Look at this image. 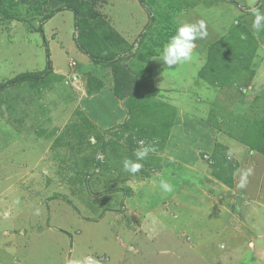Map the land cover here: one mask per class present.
I'll list each match as a JSON object with an SVG mask.
<instances>
[{
    "label": "rangeland",
    "instance_id": "1",
    "mask_svg": "<svg viewBox=\"0 0 264 264\" xmlns=\"http://www.w3.org/2000/svg\"><path fill=\"white\" fill-rule=\"evenodd\" d=\"M251 3L137 0L124 7L134 14L123 15L134 19L145 5L136 23H143L140 33H135L116 29L121 0H0V235L12 237L0 236L3 264L14 258L23 264H83L88 257L97 264H237L253 240L264 252V209L239 207L240 191L228 196L224 190L208 201L212 218L187 210L192 220L181 215L183 206L175 209L172 200L159 198L165 194L146 185L143 175L136 180L122 166L124 158L135 159L143 140L156 150L140 161L141 172L153 177L162 170L159 152L177 111L217 130L212 151L193 155L204 171L214 166L226 179L235 176L239 162L227 141L264 145V30L256 34L252 28ZM74 4L79 18L65 8ZM199 4L196 22H206L211 43L205 50L196 47L191 61L169 68L158 60L160 51L182 24L180 13ZM255 6L264 12V0H255ZM162 23L170 33L159 37ZM50 38L58 45L57 75ZM117 66L137 80L132 96L124 99L129 107L125 128L105 143V134L86 122L78 101L81 91L100 85L98 78L113 80ZM17 76L24 79L7 83ZM122 76L117 89L125 93ZM98 153L104 163L93 173ZM128 181H137L138 192L152 193L154 209L140 213L139 220L128 213L134 210L125 195H118L131 189ZM257 259L255 264H262L260 254Z\"/></svg>",
    "mask_w": 264,
    "mask_h": 264
},
{
    "label": "crops",
    "instance_id": "2",
    "mask_svg": "<svg viewBox=\"0 0 264 264\" xmlns=\"http://www.w3.org/2000/svg\"><path fill=\"white\" fill-rule=\"evenodd\" d=\"M136 1L137 0H121L122 16L119 18L121 22L116 28L117 31L121 32L123 30H130L131 32L135 31V33H140L139 30L142 27L143 23H139V24L136 23L138 20L142 19L141 13L142 15L144 14L143 10L146 9L145 5H143L144 8L138 5L139 10L141 12H139V14H135V16L133 17L134 19H132V17L125 18L123 16L125 13L132 11L131 9L125 10L124 7H128L126 5H130L131 3L136 4ZM200 5L201 4H199L198 6L194 7V9L191 10L186 8V10L182 14L180 13V16L177 18L178 19L177 21L182 23H192V22L195 23L198 16H200V14L197 13ZM148 6L149 5H147V7ZM172 10H174V8L168 9L167 11L169 13ZM131 14L133 15L134 13L131 12ZM161 14L163 15V13ZM152 16L155 15L153 14ZM51 20H53V17L51 18ZM158 25L162 26L161 29H159L160 31V35H158L159 37L166 35V33L168 32L170 33V30L166 29V26H168L166 23H162ZM133 35L134 33L132 35H129L128 37ZM118 37L122 43L123 38L120 36ZM50 40L51 42L48 44V49L52 54L51 55L52 59H50V61L54 62L55 69L53 73L57 75L61 73V70L59 68V65L56 63V60L53 59V57H55V52H56L55 49L58 50L57 48L58 45L57 46L55 45V41L53 39L50 38ZM110 43L112 44L113 42L109 41L107 46H111L109 45ZM129 43L130 42H127L126 45ZM195 43L197 49L204 47L205 50L211 42L207 37L203 42H200L198 44V39H197ZM80 54H81L80 57L81 56L84 57L82 52H80ZM152 65L156 68L155 63L152 62ZM23 67H19V68H23ZM153 74L154 77H158L157 72H154ZM78 78H80V82H81L82 77L79 76ZM91 79H93L94 82L96 80L94 79V77ZM98 79L100 80L101 83L96 89L93 88L94 85H91L90 87L93 88V91H89V92L81 91L79 97L80 100L78 101L79 107L84 117L86 118V122L94 129H97L98 132L107 135L106 133L108 131H112L111 134L113 133L115 134V132H117L116 134H118L122 130L123 128L122 126L126 124V120L128 118L127 113L129 107L126 108L127 103L125 102L124 99H126L127 96L133 92L132 87L130 86L131 85L130 79H128L124 75L122 76L121 85H123L124 88L126 87L125 88L126 92L122 93L123 94L122 96H124V98L121 100L117 98L113 93L115 87V83L113 81L114 78L112 80L111 78H109V76L106 75V77L98 78ZM110 79L112 81H110ZM94 82H90V83H94ZM83 86L86 90H88L89 82L85 81ZM157 87L159 88L161 86H157ZM117 93L121 94V92L119 91H117ZM161 93L162 94L164 93L163 89ZM216 131L217 130L214 127H212V125H210L208 122H205L200 118L192 116V114L189 115L186 112L183 113L182 111H177L169 127L167 140L159 152L162 157L161 163L163 169L158 171L157 174L153 177H150V174L142 173L143 171L141 172V170L138 173L133 174L132 175L133 177L132 176L131 177L136 178V180H138V177L143 175L140 177V179L143 178L146 179L147 180L146 185H148V183H151L152 189L158 187L161 193L163 191L160 190L161 188L159 187L160 180L163 179L169 182L173 188L172 192L170 193L163 192L165 195L161 194L158 195V197L159 198L164 197L165 202L172 200L171 203L174 205L171 206L174 208L183 206L181 207V209H179L183 218L185 214L188 215L187 216L188 218L192 219L191 216L192 214L200 215L202 213H205L203 214V216L204 215L210 216L212 218L213 214L209 213L207 210L208 205H211L209 202L212 201L214 202V198L216 196L218 197V195L223 196L224 190L226 195L228 196L233 195V193L240 191V193H242L241 195L242 201L240 203V206L249 204L257 207L255 208L257 211L258 209H264V156L262 154L255 151H250V149L247 146L240 145L237 142L236 143L232 142L231 144L229 143V141H227L228 142L227 146H230L232 155H234L236 161L239 162L238 164L239 168L235 172V176H233V182H232L233 185L231 188L222 184L220 181L216 180L211 174L210 171L211 169L209 171H204V168L200 166L201 162L198 165L197 161L194 159L193 155L195 151L197 152L205 151V150L208 152L212 151L213 142L217 138ZM7 132L8 130L3 128V135H5ZM249 169H251V174L247 176L245 186L243 188L238 187L241 174L247 172ZM136 182L134 183L133 181H128L131 189L129 188H125L124 190L122 189L123 195L120 192L118 193V195L122 199L123 196L125 195V202L130 203L131 208L134 210L132 212L130 210L128 211V213H130L131 216L134 217L136 220H139V217H142L139 214L140 213L151 214V212L154 209L152 206L155 204L151 205L152 204L151 192H148V195H146L145 191L141 193L139 190L138 192ZM144 194L146 195V198L144 197ZM226 200L228 199L226 198ZM239 207H237V210ZM143 208L144 209L148 208L149 210L143 211L142 210ZM187 210H189L192 214L188 213ZM148 216L146 220L150 218ZM143 221H145V219ZM250 227H251L250 229H252L251 225ZM263 235H261L260 233V236ZM0 236L2 237L7 236L9 238L8 241H10L12 238L8 236L7 233L5 232L3 233V231ZM250 239H259V238L254 237ZM252 243L253 244L249 243L250 247L252 248L244 252V255L242 256L241 259L242 261L237 262V264H255L258 260L257 254H260L262 256V264H263L264 252L261 250L262 248L258 247L254 240L252 241ZM22 261L23 260L21 259L20 261H18L16 260V258H14L10 261L9 264H23ZM0 264L3 263L1 262Z\"/></svg>",
    "mask_w": 264,
    "mask_h": 264
},
{
    "label": "clouds",
    "instance_id": "3",
    "mask_svg": "<svg viewBox=\"0 0 264 264\" xmlns=\"http://www.w3.org/2000/svg\"><path fill=\"white\" fill-rule=\"evenodd\" d=\"M249 11L254 17L252 28L255 33L258 34L260 31L264 30V12H262L259 7L255 6V0H252ZM207 35V25L204 20H198L195 23H182L176 28L175 35L171 36L168 42L164 44L158 60L162 61L163 64L169 68L191 61L193 59V50L196 48L195 41L197 39L203 40ZM203 63L204 61L201 60L200 64L202 65ZM138 143L140 147L134 152L135 159L126 157L122 161L124 171L130 174L138 173L143 167L140 161L147 157L149 152L156 150L154 146L146 145L143 140ZM249 174H251V169L241 174L238 187L243 188L245 186ZM159 187L165 193H170L173 190L172 185L163 179L160 180ZM68 264H81V261L70 260ZM83 264H97V262L91 257H88Z\"/></svg>",
    "mask_w": 264,
    "mask_h": 264
},
{
    "label": "trees",
    "instance_id": "4",
    "mask_svg": "<svg viewBox=\"0 0 264 264\" xmlns=\"http://www.w3.org/2000/svg\"><path fill=\"white\" fill-rule=\"evenodd\" d=\"M74 1H76V0H74ZM82 4H84V3H81L80 5H82ZM86 5H87V3H86ZM78 4H77V8H76V6H75V4L73 5V6H65V8H69V9H71L72 11H74V16L75 17H77V18H79V9H78ZM60 9H58L57 11H59ZM163 16V15H162ZM50 17V15H47L46 16V18L45 19H47V18H49ZM164 17V16H163ZM77 18H76V20H77ZM96 30H97V27H96ZM38 32H40V33H42V28L41 27H39L38 28ZM96 35H98L97 33H95ZM117 37V36H116ZM118 38V37H117ZM110 39H111V37H110ZM118 40H119V38H118ZM112 42H113V40H111ZM80 49H81V51L84 53V54H86V55H88L89 56V58L91 59V60H94V57L91 55V54H89V52L87 51V50H85L83 47H79ZM46 54H47V52H46ZM92 56V57H91ZM119 71V72H118ZM115 73H114V81H115V87H114V91H113V93H114V95L117 97V98H119L120 100L121 99H123L124 98V96H122L123 94L121 93V94H118L117 93V91H119L117 88H118V84H117V80H118V76L119 75H124V76H126L128 79H130V82H131V85L130 86H134L133 84L136 82V76L135 75H133V74H131L130 72H129V70H128V68H126L125 66H117L116 67V69H115V71H114ZM26 77H28V76H26ZM131 78H133V79H131ZM22 79H24V76H17V77H15V78H13V79H11V80H9L7 83L8 84H11V83H15V82H18V81H21ZM121 86V85H120ZM97 88V87H96ZM126 88V87H125ZM131 97L132 95L130 94V95H128L127 97ZM123 128H125L124 126H122ZM111 132L112 131H108L106 134L107 135H105V139H104V142L105 143H107L108 141L106 140L109 136H111ZM99 137V136H98ZM259 139V138H258ZM259 142V141H258ZM245 144V143H244ZM249 149H250V151H255V152H258V153H260V154H262L263 156H264V145H262V144H260V145H257V146H253V145H247V144H245ZM215 148H222V149H224V147H220V146H218V145H216L215 146ZM101 152V151H100ZM213 158H215V157H213ZM104 163V161H100V160H98L97 158H96V156H95V167H94V171H93V173H98L99 171H100V168H101V165ZM210 169H211V174H212V176L216 179V180H218V181H220L222 184H224V185H226V186H228V187H232V185H233V178L230 176V178L229 179H226V178H224L220 173H218L216 170H215V167L214 166H210ZM233 169V168H232Z\"/></svg>",
    "mask_w": 264,
    "mask_h": 264
},
{
    "label": "built area",
    "instance_id": "5",
    "mask_svg": "<svg viewBox=\"0 0 264 264\" xmlns=\"http://www.w3.org/2000/svg\"><path fill=\"white\" fill-rule=\"evenodd\" d=\"M96 158L100 160L101 162L104 161V157L102 156V153H98Z\"/></svg>",
    "mask_w": 264,
    "mask_h": 264
},
{
    "label": "water",
    "instance_id": "6",
    "mask_svg": "<svg viewBox=\"0 0 264 264\" xmlns=\"http://www.w3.org/2000/svg\"><path fill=\"white\" fill-rule=\"evenodd\" d=\"M241 201H242V199L240 197H237L236 202H237L238 206L240 205Z\"/></svg>",
    "mask_w": 264,
    "mask_h": 264
}]
</instances>
